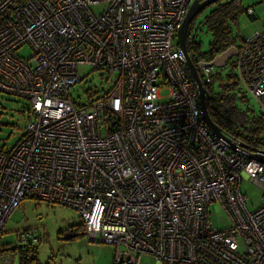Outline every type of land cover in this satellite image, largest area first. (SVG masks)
<instances>
[{
    "label": "built area",
    "instance_id": "built-area-1",
    "mask_svg": "<svg viewBox=\"0 0 264 264\" xmlns=\"http://www.w3.org/2000/svg\"><path fill=\"white\" fill-rule=\"evenodd\" d=\"M193 1L0 0V92L28 101L25 132L0 149V237L33 198L77 210L121 264L140 253L158 264H264V162L236 134L206 126L174 43ZM97 3L106 7L96 14ZM24 44L27 58L17 54ZM233 64L264 118V30L242 39ZM79 65L111 83L87 104L70 93ZM214 74L204 65L202 83ZM243 179L262 191L252 211ZM215 202L226 227L211 223ZM39 241L31 229L17 234V247Z\"/></svg>",
    "mask_w": 264,
    "mask_h": 264
},
{
    "label": "rangeland",
    "instance_id": "rangeland-1",
    "mask_svg": "<svg viewBox=\"0 0 264 264\" xmlns=\"http://www.w3.org/2000/svg\"><path fill=\"white\" fill-rule=\"evenodd\" d=\"M221 1V0H219ZM226 1V0H222ZM242 8L237 17L234 32L238 34V44L256 32L264 30V0H238ZM210 4L195 15L191 22V27L199 28L197 35L200 42L199 49L205 51L208 48L209 33L201 25V21L208 13ZM106 4H90L89 9L93 13H99L105 9ZM252 8L253 13L247 15L246 9ZM176 40H174V43ZM31 53L28 44L22 45L17 54L27 58ZM230 61L223 68H216L215 88L218 85L217 79L224 77L232 67ZM79 74L83 79L76 83L71 89L72 98L77 103L87 104L92 97L101 96L104 91L111 87L105 75L98 70H93L88 65L78 66ZM247 93V92H246ZM245 93V94H246ZM167 89H161V95L165 96ZM249 105L255 112L259 111L257 101L246 94ZM28 101L17 95L0 92V149H9L25 132L27 121ZM241 189L246 195V206L252 211L261 203L262 191L253 182L243 179ZM210 220L213 226L218 228L226 227L229 224L225 210L220 203L215 202L209 205ZM82 223L80 213L72 207L49 203L33 198H24L8 215L0 237V244L3 248H8L4 255L8 260L6 264H112L117 252L112 244L93 241L82 229H75ZM75 230L71 231V227ZM33 230L35 236L40 237V241L32 248L25 246L22 250H17L12 254V247L17 245V234L22 230ZM69 236V237H66ZM122 250V248H121ZM35 253L36 260L22 263L23 257L29 258ZM138 264H158L155 258L148 253L138 255Z\"/></svg>",
    "mask_w": 264,
    "mask_h": 264
},
{
    "label": "trees",
    "instance_id": "trees-1",
    "mask_svg": "<svg viewBox=\"0 0 264 264\" xmlns=\"http://www.w3.org/2000/svg\"><path fill=\"white\" fill-rule=\"evenodd\" d=\"M217 3L210 7L208 13L201 21V25L209 33L208 48L205 51L199 49L200 40L197 35L199 28L188 27L186 45L188 53L194 63L200 60H211L215 55L226 50L230 46H240L238 44V34L234 32L237 17L241 11L238 0L215 1ZM212 3V4H214ZM211 6V5H210ZM192 22V21H191ZM232 69L224 77L217 79L218 85L215 88L214 74L209 82L203 83L205 88V100L209 116L222 132H231L239 136L245 144L258 149H264V118L259 109L255 112L249 105L246 91L238 80L235 65L230 61ZM246 93V94H245ZM249 95V94H248ZM21 138V137H20ZM20 138L17 140L19 141ZM5 149V148H4ZM75 229L83 230L82 223ZM72 226L71 231L75 230ZM84 231V230H83ZM28 247V248H32ZM23 247H12V254ZM8 248H3L0 244V254L3 256ZM36 260L35 253L29 258L23 257L22 263ZM38 264V263H36ZM112 264H121L113 260Z\"/></svg>",
    "mask_w": 264,
    "mask_h": 264
},
{
    "label": "water",
    "instance_id": "water-1",
    "mask_svg": "<svg viewBox=\"0 0 264 264\" xmlns=\"http://www.w3.org/2000/svg\"><path fill=\"white\" fill-rule=\"evenodd\" d=\"M215 1L217 0H194L188 8L182 24L176 32L175 38H176V44L184 56V65L189 75L197 85L199 92L198 95L199 108L201 111L202 119L212 133H214L218 137H224L221 129L216 124L213 123V121L209 116L206 100H205V88L201 81L200 75L202 74V67L204 65H210L216 68H223L224 66H226L228 64V61L237 54V47L230 46L226 50L215 55L209 61L200 60L197 63H194L188 53V49L186 45V38L188 34L187 32H188L189 24L191 23V21L193 20V18L197 13H199L203 8L214 3ZM254 151L255 152L251 155V157L261 162H264V150L255 148Z\"/></svg>",
    "mask_w": 264,
    "mask_h": 264
}]
</instances>
